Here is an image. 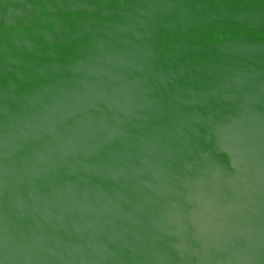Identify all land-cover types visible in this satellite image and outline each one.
Listing matches in <instances>:
<instances>
[{
	"label": "water",
	"instance_id": "water-1",
	"mask_svg": "<svg viewBox=\"0 0 264 264\" xmlns=\"http://www.w3.org/2000/svg\"><path fill=\"white\" fill-rule=\"evenodd\" d=\"M0 264H264V0H0Z\"/></svg>",
	"mask_w": 264,
	"mask_h": 264
}]
</instances>
